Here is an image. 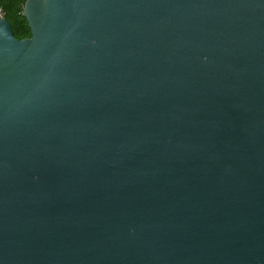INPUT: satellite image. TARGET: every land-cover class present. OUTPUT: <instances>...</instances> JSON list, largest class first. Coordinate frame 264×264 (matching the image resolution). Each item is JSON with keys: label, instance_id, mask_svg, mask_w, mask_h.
Wrapping results in <instances>:
<instances>
[{"label": "water", "instance_id": "water-1", "mask_svg": "<svg viewBox=\"0 0 264 264\" xmlns=\"http://www.w3.org/2000/svg\"><path fill=\"white\" fill-rule=\"evenodd\" d=\"M0 15V264H264V0H24Z\"/></svg>", "mask_w": 264, "mask_h": 264}, {"label": "trees", "instance_id": "trees-1", "mask_svg": "<svg viewBox=\"0 0 264 264\" xmlns=\"http://www.w3.org/2000/svg\"><path fill=\"white\" fill-rule=\"evenodd\" d=\"M24 0H0L2 16L10 25L11 32L16 39L30 36V30L25 18L21 14Z\"/></svg>", "mask_w": 264, "mask_h": 264}, {"label": "built area", "instance_id": "built-area-1", "mask_svg": "<svg viewBox=\"0 0 264 264\" xmlns=\"http://www.w3.org/2000/svg\"><path fill=\"white\" fill-rule=\"evenodd\" d=\"M0 15H2V13H1V9H0Z\"/></svg>", "mask_w": 264, "mask_h": 264}]
</instances>
